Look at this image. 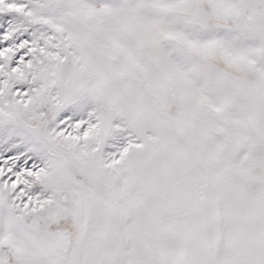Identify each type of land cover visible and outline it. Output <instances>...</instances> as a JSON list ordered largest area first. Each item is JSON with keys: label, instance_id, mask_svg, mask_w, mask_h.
<instances>
[{"label": "snow or ice", "instance_id": "snow-or-ice-1", "mask_svg": "<svg viewBox=\"0 0 264 264\" xmlns=\"http://www.w3.org/2000/svg\"><path fill=\"white\" fill-rule=\"evenodd\" d=\"M0 264H264V0H0Z\"/></svg>", "mask_w": 264, "mask_h": 264}]
</instances>
